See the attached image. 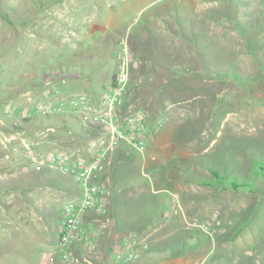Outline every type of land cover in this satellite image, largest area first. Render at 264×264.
<instances>
[{
  "label": "rangeland",
  "instance_id": "rangeland-1",
  "mask_svg": "<svg viewBox=\"0 0 264 264\" xmlns=\"http://www.w3.org/2000/svg\"><path fill=\"white\" fill-rule=\"evenodd\" d=\"M122 47L132 75L142 77L149 127L162 124L143 153L122 145L112 152L110 202L113 184L129 187L137 161L177 165L166 180L142 169L144 194L159 191L170 200L153 206L145 199L157 215L111 229L104 242L114 235L146 241L129 264H264V178L257 168L264 166V0H0V144L16 127L14 142L65 152L56 146L64 133L76 135V119L92 122L70 98L83 93L95 101L106 92ZM48 102L61 111L37 110ZM207 166L247 187L200 185L212 179ZM31 175L18 200L0 199V264H49L59 254L55 235L45 242L34 232L26 197L28 188L44 192L51 187L45 179L59 174L36 167ZM64 177L68 183L52 185L67 191L50 205L56 219L79 195Z\"/></svg>",
  "mask_w": 264,
  "mask_h": 264
},
{
  "label": "built area",
  "instance_id": "built-area-1",
  "mask_svg": "<svg viewBox=\"0 0 264 264\" xmlns=\"http://www.w3.org/2000/svg\"><path fill=\"white\" fill-rule=\"evenodd\" d=\"M122 48L116 57L118 69L106 92L95 101L83 93L69 100L78 109L89 112L103 134L86 138L88 141L82 147L71 151L32 157L37 167L69 177L79 190V195L66 201L59 210L56 239L59 254L50 257L49 264H129L147 247L146 241L137 237L129 240L124 235H114L109 245L104 242L114 225L106 174L109 158L121 144L143 153L149 137L160 126L159 122L152 128L148 125L147 113L137 97L140 83L130 80L132 57ZM46 107L54 110V103L39 105L37 110ZM54 111L61 110L57 107Z\"/></svg>",
  "mask_w": 264,
  "mask_h": 264
},
{
  "label": "crops",
  "instance_id": "crops-1",
  "mask_svg": "<svg viewBox=\"0 0 264 264\" xmlns=\"http://www.w3.org/2000/svg\"><path fill=\"white\" fill-rule=\"evenodd\" d=\"M141 78V75L134 78L131 68L130 80L139 81L140 87L137 90V97L139 98V103L142 104L144 108H146V106L144 105L146 99L142 97V94H140L142 86ZM157 122H159L161 126V120H158ZM20 130L21 129H18L16 127L13 129L11 128L10 131L12 133L7 134L6 136L12 139L9 140V143L1 142L0 144V163H3L4 161L6 162V165H3L2 168H0L3 170H0V199L2 200L5 198H12V200L14 201L18 200L21 196V191L19 190L20 183L23 180H26V178H29V180L31 178H34V176L31 174L37 166L32 162L33 156H46L49 153H55L53 152V150L52 152H46L45 149L39 150L34 149L33 147L31 148V146L25 147L20 142H14L20 140ZM85 142H87L86 138H82L71 133H64L62 143L56 147L59 150L61 149L67 151L70 148L82 147ZM47 143H50L51 145L55 144L53 141L46 142V144ZM160 164L161 165L156 164L153 167H150V162L141 165L139 160L136 163L134 172L128 176L129 179H127V181L129 180L130 182L129 187L127 186L128 188L125 186H117V183L113 184L114 186L116 185V187L112 190L113 193L111 198L110 210L111 216L114 219V225L112 227L113 232L115 231V229H131L136 226L138 227L141 225V223H145L144 221L146 219V216L149 218L157 215L156 212L150 215V213H148L149 207L146 209V204L148 203V201L152 200L153 206H157L155 204L160 201L157 198V194L159 191H151V194L149 196H152V198L148 197L147 194H144L146 184L143 177L144 175L142 173L140 174V172L142 171V169L144 170V168H147V171L150 172L151 168H154L156 166H167V164L173 165L175 164V162L167 160L166 162ZM151 172L154 173V171ZM111 176L113 177V174ZM156 176L158 177V173L156 174ZM53 187L54 186L52 185L51 187L45 186L44 192H40L39 188L37 187H32V190L31 188H28V191L26 193V197L28 196L27 198H29L31 196L32 199V227H34L35 233L38 232L42 235V239H45V242H50L51 238L47 237L48 234H52L57 237V233L59 230V213L56 219V215L53 214V212L49 208L53 202L60 200V197L58 196L62 193H59L58 191L52 189ZM130 187L132 190H129ZM66 192H64V194L62 195L66 196ZM145 199L147 200V202L146 204H143L145 203L143 202ZM12 205L11 206L13 208H11V212L14 214L13 210L15 207L13 202ZM48 214H50L52 217L51 221H45L43 218L44 215ZM40 223H43V225L41 226Z\"/></svg>",
  "mask_w": 264,
  "mask_h": 264
},
{
  "label": "trees",
  "instance_id": "trees-1",
  "mask_svg": "<svg viewBox=\"0 0 264 264\" xmlns=\"http://www.w3.org/2000/svg\"><path fill=\"white\" fill-rule=\"evenodd\" d=\"M77 118V117H75ZM76 125H77V128L76 130L77 131H74L76 133L77 136L79 137H82V138H90V137H97V136H100L102 135V129L94 124L93 122H90L88 124H83V123H80V121L78 119H76ZM122 146H126L128 147L127 145L125 144H121ZM119 145V146H121ZM134 151V150H133ZM177 163L175 164H167V166H156L154 168H151L150 172L151 171H157L159 178H164L166 180V177H168L167 175L169 174V171H173L172 168L176 167ZM258 171L260 172V175L261 177L264 178V166L263 164H258ZM206 169L209 171L210 175H211V178H201V181H199V184L201 185H205V186H209V187H212V186H220V187H224V188H231L235 191H238L240 189H243V188H246V184L244 183V181L242 180V182H240V180L236 177V175H229L228 177H226V180L224 181V178L218 173V171L216 170V168H213V166H207ZM44 172L47 173V171H45L43 169ZM192 177V176H190ZM147 178V177H146ZM193 180H196L194 179V177H192ZM146 181H148V178L145 179ZM45 181L47 182V184H51V185H55V186H62L63 185V182H67V179L63 176V175H59V177H56V176H49L45 179ZM60 188V187H59ZM64 188V187H63ZM157 198L158 199H161V198H164L165 200L169 201L170 198L164 193V194H160L158 193L157 195ZM165 206V205H163ZM162 206V207H163Z\"/></svg>",
  "mask_w": 264,
  "mask_h": 264
}]
</instances>
